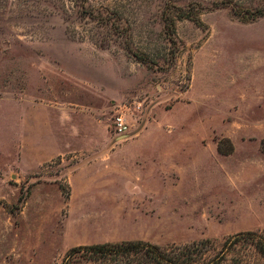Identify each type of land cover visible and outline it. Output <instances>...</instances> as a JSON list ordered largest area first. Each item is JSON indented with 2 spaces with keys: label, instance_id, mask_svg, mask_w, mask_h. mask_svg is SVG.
<instances>
[{
  "label": "rangeland",
  "instance_id": "1",
  "mask_svg": "<svg viewBox=\"0 0 264 264\" xmlns=\"http://www.w3.org/2000/svg\"><path fill=\"white\" fill-rule=\"evenodd\" d=\"M56 143L78 149L50 159ZM247 231L264 233V0H0V264Z\"/></svg>",
  "mask_w": 264,
  "mask_h": 264
},
{
  "label": "trees",
  "instance_id": "2",
  "mask_svg": "<svg viewBox=\"0 0 264 264\" xmlns=\"http://www.w3.org/2000/svg\"><path fill=\"white\" fill-rule=\"evenodd\" d=\"M257 255L263 262L250 260ZM228 260L264 264V233L239 232L221 242L203 238L161 245L134 239L78 245L67 251L61 264H223Z\"/></svg>",
  "mask_w": 264,
  "mask_h": 264
},
{
  "label": "built area",
  "instance_id": "3",
  "mask_svg": "<svg viewBox=\"0 0 264 264\" xmlns=\"http://www.w3.org/2000/svg\"><path fill=\"white\" fill-rule=\"evenodd\" d=\"M112 129L114 133L118 136L124 135L125 133H127L128 124L121 112L115 115L113 123H112Z\"/></svg>",
  "mask_w": 264,
  "mask_h": 264
},
{
  "label": "crops",
  "instance_id": "4",
  "mask_svg": "<svg viewBox=\"0 0 264 264\" xmlns=\"http://www.w3.org/2000/svg\"><path fill=\"white\" fill-rule=\"evenodd\" d=\"M92 145L93 144L90 142L89 147H91ZM54 149H55V153L50 156V159L56 157L57 155L62 154L65 151H73V150L75 151L76 149H78V147L75 144H63V145H61L59 143H56V145L54 146ZM48 150H50V146H49Z\"/></svg>",
  "mask_w": 264,
  "mask_h": 264
}]
</instances>
